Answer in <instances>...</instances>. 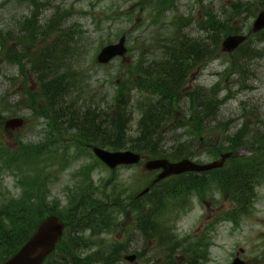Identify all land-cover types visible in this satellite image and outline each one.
<instances>
[{
	"label": "rangeland",
	"instance_id": "obj_1",
	"mask_svg": "<svg viewBox=\"0 0 264 264\" xmlns=\"http://www.w3.org/2000/svg\"><path fill=\"white\" fill-rule=\"evenodd\" d=\"M231 10L237 13L229 29L245 34L257 13L264 10V0H0V151L9 154L0 158V203L31 194L36 179L46 215L65 216L82 194L91 202H117L121 207L110 211L112 225L95 238L97 245L82 252L90 254L101 244L105 248L127 247V252L117 255V264H232L237 254L244 264H264V177L243 197L223 189L230 172L248 162L247 154L254 147L228 152L231 157L214 171L186 174L182 185L183 180L172 176L152 187V193L150 190L137 199V219L150 213L155 221L154 229L142 234L128 204L157 175L143 168L150 157L142 153L141 163L109 170L89 148L71 141L74 131L58 125L65 132L63 140L46 118L26 109L32 104L28 91L34 95L39 91L38 77L26 64L48 56L45 54L55 42L57 49L52 55L57 73L70 76L80 93L89 91L93 103L108 108L118 85L134 80L147 63L162 55L163 46L175 39L204 38L206 12L221 15ZM123 33L128 38L129 61L97 64L100 48L116 42ZM20 40L22 45L16 52L12 48ZM247 42L230 54L223 53L219 44L206 60L189 68L181 102L171 116L173 122L159 137L169 154L180 147L186 150L182 157L193 161H219L229 136L242 124L264 141V31L253 34ZM14 60L19 62L13 64ZM137 101L136 95L130 101L133 137L141 116ZM190 109L199 113L192 117ZM8 116L22 117L25 123L6 128ZM204 127L206 132L200 137L196 130ZM25 153H34L25 157L26 168L10 163L11 154ZM258 157L263 159L251 158L252 163H264V149ZM174 191L184 195L172 198ZM164 196L170 199L161 208ZM157 209L161 216L156 215ZM233 211L240 212L235 220L229 218ZM88 234L83 233L85 238ZM194 250L204 258L192 261ZM130 254L136 255L135 260L125 261L123 257Z\"/></svg>",
	"mask_w": 264,
	"mask_h": 264
},
{
	"label": "trees",
	"instance_id": "obj_2",
	"mask_svg": "<svg viewBox=\"0 0 264 264\" xmlns=\"http://www.w3.org/2000/svg\"><path fill=\"white\" fill-rule=\"evenodd\" d=\"M236 13L235 10L221 15L206 12L203 20V31L206 33L204 38H185L182 41L175 39L170 41L167 46H163L161 48L163 49L162 55L147 63L140 72L135 74L134 80H126L118 85L117 92L113 95L112 104L108 108H100L99 105L93 103L94 99L90 96L89 91L80 93L77 82L75 83V80L70 76L57 73L58 71L54 67L56 60L52 55V51L57 49L55 42L52 44V49L47 50L45 54L49 57L33 59L34 64H26V67L30 68V72L35 74L39 81V91L36 95L28 91L32 104L28 105L26 109L33 111L40 118H46L61 135L58 137L63 140L66 139V135L58 125L66 131H74L75 136L71 138V141H76L77 146H98L108 150L129 149L153 159L174 158L173 160H179L185 158L182 156L186 150H182L183 148L180 147L169 154L168 148L161 147L159 137L168 123L173 122L171 116L181 102L184 93L182 89L189 68L206 60L211 51L219 47L224 34L236 33L229 29V23L234 19ZM185 25L186 22H183L182 27ZM20 45H22V40L12 49H16L17 52ZM65 47V45L62 46V51ZM20 56L23 59V55ZM18 62L14 60L13 64ZM129 76L130 74L126 75V77ZM129 85L130 89L128 90ZM80 94L90 97V100L82 98ZM134 95L138 98L136 109H139L138 111L141 113L135 137L130 134V123L134 113L131 111L130 101ZM193 111L191 109L188 111L190 115L193 114L192 117L199 113ZM196 131L200 137H202V133L206 132L205 127ZM228 139L226 152H232L242 146L254 147V150L247 154L250 156L248 162L243 167L234 168L230 172L229 178L224 181V190H232L235 194L239 193L243 197L245 192H249L248 195L251 194L254 183L264 177V163H252L251 161V158L253 160L263 159L258 157V152L264 149V141L262 137L252 135L246 124H242L241 128ZM33 154L30 153V155ZM16 155L11 154L13 159L10 160V163L26 168L27 159L25 157L30 155L27 153L23 156ZM189 155L187 154V156ZM4 156H9V154L0 151V158ZM31 168L32 172H35L33 164ZM185 176V174L178 176L180 180H183L181 185L186 180ZM35 183H32L31 194L27 193L23 198L8 199L0 203V264L18 250L46 216V208L42 205L44 203L43 196L39 190H36L39 180L36 179ZM159 183L150 186V190ZM195 184L202 185L204 182ZM32 190H36V192L32 194ZM184 192L186 193V191ZM170 195L172 198L178 199L184 194L182 191H174ZM162 199L161 208H164L166 200L170 197L164 196ZM128 205L134 212V218L141 233L144 234L146 230L152 231L155 221L153 217L150 218V213L142 214L139 220L137 219L138 200L129 199ZM117 206L121 207L117 202H103L98 199L91 202L88 195H80L75 204L66 211V215H60L65 224V231L55 250L48 256L44 264H117L119 261L117 255L121 251L126 250L127 252V247L123 246V249L119 246L105 248L101 247V244L92 253L82 254L86 249L97 245L98 242L95 238L112 225V212L116 211ZM182 206L183 204L178 208ZM242 208H245V205H242ZM155 213L157 216L162 215L160 209H157ZM239 213L233 211L229 214V218L235 220ZM85 232L89 233L87 238L83 235ZM199 252V250H194V255L190 256L192 261L196 262V260L204 258V255L200 256ZM189 264H194V262H189Z\"/></svg>",
	"mask_w": 264,
	"mask_h": 264
},
{
	"label": "water",
	"instance_id": "obj_3",
	"mask_svg": "<svg viewBox=\"0 0 264 264\" xmlns=\"http://www.w3.org/2000/svg\"><path fill=\"white\" fill-rule=\"evenodd\" d=\"M28 1V0H22ZM264 29V10L259 12L252 24V33ZM246 36L234 34L226 36L221 47L224 52H232L239 47L245 40ZM125 35L123 34L117 43L104 46L97 55V61L100 64H106L114 57L124 56L126 53ZM23 125L21 118H11L5 122L6 128H15ZM93 153L108 168L114 169L120 165L137 164L141 156L130 150L109 151L103 148L94 147ZM231 153L221 155L219 161L215 160L206 164H196L189 159H182L178 162H169L167 159L148 160L144 164L147 171L160 170L152 184L173 175H179L187 172H205L222 167L224 161L230 157ZM148 191V188L139 193L142 196ZM64 223L55 215H48L36 227L34 232L26 242L2 264H43L45 259L55 250L57 243L62 238ZM135 255H126L124 260L133 262ZM232 264H243L238 258H235Z\"/></svg>",
	"mask_w": 264,
	"mask_h": 264
}]
</instances>
